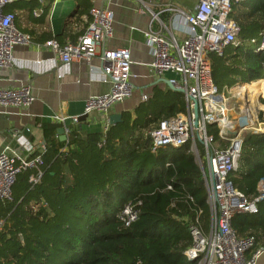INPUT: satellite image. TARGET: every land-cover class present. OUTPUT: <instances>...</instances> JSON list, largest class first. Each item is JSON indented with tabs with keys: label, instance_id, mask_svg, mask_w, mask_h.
<instances>
[{
	"label": "trees",
	"instance_id": "1",
	"mask_svg": "<svg viewBox=\"0 0 264 264\" xmlns=\"http://www.w3.org/2000/svg\"><path fill=\"white\" fill-rule=\"evenodd\" d=\"M233 17L240 45L228 48V57L211 58L221 91L264 80V52L255 53L252 43L264 32V0L235 4ZM184 97L170 89L155 94L136 118L125 114L106 134L87 139L71 129L69 141L61 142L62 125L46 124L41 181L30 183L34 171L21 174L20 194L15 185L14 202H0V264H197L185 251L193 243L189 225L207 232L211 224L207 167L203 162L202 171L190 143L151 151L150 132L186 112ZM230 178L247 197L257 195L264 134L245 133L239 168ZM135 202H141L139 218L126 227L119 213ZM232 226L263 244L264 203L257 214H237Z\"/></svg>",
	"mask_w": 264,
	"mask_h": 264
},
{
	"label": "built area",
	"instance_id": "2",
	"mask_svg": "<svg viewBox=\"0 0 264 264\" xmlns=\"http://www.w3.org/2000/svg\"><path fill=\"white\" fill-rule=\"evenodd\" d=\"M15 1L0 0V72L15 65L16 46L33 44L32 37L17 28L16 15L4 11ZM118 1L106 0L107 7H93L90 10L86 33L78 43L61 45L52 39L43 44L65 66L76 61L91 64L98 57L102 79L111 84L109 92L86 101L82 114L50 116L53 122L65 128L69 123H81L93 112L107 115L114 105L134 95L131 51L127 48L99 51L103 41L114 35L115 13L111 5ZM245 1L199 0L191 14L172 5L165 7L163 11L176 12L178 23L188 29L187 37L181 43L176 41L165 24L157 31L150 28L145 32L146 43L153 56L150 66L154 75L159 79L168 74L173 75L168 81L184 92L187 104L185 113L162 121L150 132L151 151L157 154L166 147L178 148L190 143L191 151L203 171V156L212 170L206 178L208 203L212 210L210 227L205 232L196 223L189 225L193 243L185 251V256L197 264H257L264 253V245L259 247L255 237H241L232 226L237 214L254 215L259 212V205L264 203V178L259 181L257 195L253 198L238 190L230 178L239 168L245 133L264 134V123L259 122V115H264V109L254 107L253 96L245 90L249 84L240 83L221 91L213 80L210 58L211 55L225 57L228 48L240 45V28L233 17L234 5ZM252 43L255 53H263L264 32ZM146 99L145 95L143 100ZM235 100L244 105L238 108ZM34 101L29 85L17 89L0 88L2 108L25 109ZM257 104L264 106V96L258 97ZM196 106L198 117L195 115ZM253 107L254 112L250 110ZM110 122L108 120L104 133L110 129ZM233 124L237 125L235 129L231 128ZM17 138L18 150L0 152V202H14L13 189L21 174L34 171L30 176L33 185L38 184L43 176L41 167L44 165L43 155L47 151L46 143L34 145L25 135ZM140 205L141 202L129 203L119 213V219L126 227L138 220Z\"/></svg>",
	"mask_w": 264,
	"mask_h": 264
},
{
	"label": "crops",
	"instance_id": "3",
	"mask_svg": "<svg viewBox=\"0 0 264 264\" xmlns=\"http://www.w3.org/2000/svg\"><path fill=\"white\" fill-rule=\"evenodd\" d=\"M198 3L199 0H119L111 5L115 13L114 35L103 41L99 51L123 48L131 51L133 61L131 82L134 85V95L131 99L114 105L107 115L93 112L79 124L69 123L66 128L62 125L67 140H61L58 130L61 142L69 141L71 129H76L75 133L83 139L96 133H104L111 116L121 115V122L124 121L125 114H131L136 118L137 110L145 102L152 101L155 94H163L169 89L177 92L154 75L150 66L153 56L146 43L145 32L150 28L157 31L165 24L169 26L176 41L181 43L187 37V27L178 23L176 12L163 10L172 5L186 14H191ZM107 6L106 0H17L5 8V13L16 15L17 28L30 35L33 44L15 47V65L0 72V88L17 89L29 85L35 101L25 109L0 107V152L8 149L18 150L17 137L21 135H25L34 145L46 143L44 126L55 123L50 116L80 115L90 97L109 92L111 84L102 79V67L98 57L94 58L91 64L76 61L65 66L59 63L51 50L43 47L46 41L52 39L61 45L69 42L78 43L86 33L90 10L93 7ZM226 55L228 57L227 53ZM212 56L214 55L210 58ZM172 77L173 75L168 74L163 79L168 80ZM255 83L259 89L264 88V81ZM226 88L233 87L225 86L223 91ZM145 95L147 99L144 101ZM113 126L115 125L111 124L110 128ZM196 161L202 169L197 158ZM16 185L18 191L16 193L20 194L23 186L20 187L19 182ZM262 245L264 243L259 247ZM257 264H264V253Z\"/></svg>",
	"mask_w": 264,
	"mask_h": 264
},
{
	"label": "water",
	"instance_id": "4",
	"mask_svg": "<svg viewBox=\"0 0 264 264\" xmlns=\"http://www.w3.org/2000/svg\"><path fill=\"white\" fill-rule=\"evenodd\" d=\"M160 80L163 81L164 83H166V84H167L172 90L184 94L183 91H181V90H177L175 87H173V85L170 83V81H168V80H166V79H160ZM195 115H196V117H198V106L195 107ZM110 121H111V124H113V125H116V124L120 123V122L122 121V119H121V115H113V116H111ZM236 127H237L236 124L231 125V128H232V129H235ZM64 131H65L64 128L59 129V134L61 135L60 138H61L62 141H66V140H67V137L64 135ZM201 167H202V166H201ZM211 171H212V170H211V167H210V168H209V176H210V174H211Z\"/></svg>",
	"mask_w": 264,
	"mask_h": 264
},
{
	"label": "bare ground",
	"instance_id": "5",
	"mask_svg": "<svg viewBox=\"0 0 264 264\" xmlns=\"http://www.w3.org/2000/svg\"><path fill=\"white\" fill-rule=\"evenodd\" d=\"M263 81L264 80H262L260 82H263ZM245 90L248 91L253 96L254 107H257L258 106L259 108H262L260 104H257V99H258V97H260V96L263 95L264 88L263 89H259L258 86H256V83L255 84H252L251 83L248 86H246ZM254 107H253V109L255 111V108ZM250 110H251V108H250Z\"/></svg>",
	"mask_w": 264,
	"mask_h": 264
},
{
	"label": "rangeland",
	"instance_id": "6",
	"mask_svg": "<svg viewBox=\"0 0 264 264\" xmlns=\"http://www.w3.org/2000/svg\"><path fill=\"white\" fill-rule=\"evenodd\" d=\"M234 103H236L237 104V106H238V108L239 107H242L244 104L241 102V101H239V100H235L234 101ZM262 104V103H261ZM260 104V105H261ZM262 106V105H261ZM251 111H253V108H251ZM245 119V118H244ZM259 122L260 123H264V115H263V113H261L260 115H259ZM258 127H259V125H258ZM257 127V128H258ZM218 139V138H217ZM200 150H201V152H202V147L200 146ZM203 159H204V163H205V165H206V169L208 170V163H207V159H206V157L205 156H203Z\"/></svg>",
	"mask_w": 264,
	"mask_h": 264
}]
</instances>
